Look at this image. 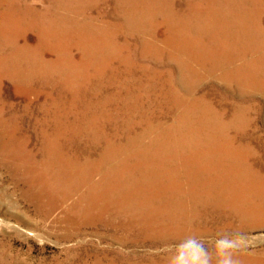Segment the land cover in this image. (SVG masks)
I'll use <instances>...</instances> for the list:
<instances>
[{
	"label": "rangeland",
	"instance_id": "1",
	"mask_svg": "<svg viewBox=\"0 0 264 264\" xmlns=\"http://www.w3.org/2000/svg\"><path fill=\"white\" fill-rule=\"evenodd\" d=\"M11 1L10 0H0V4H1L0 9H2V10H0V24H1L0 25V82H1V84H0L1 85L0 86V93H1L0 94V97H1L0 98L1 99L0 100V106L2 105L0 107L1 108L0 110L1 111L3 110L2 112L0 111V119H1L0 120V125H1L0 129H1V131L3 130L2 131L3 134L4 133L8 134L9 131L11 132V134L13 133L15 135V137H14L15 140L24 141L23 139H21L19 137H23L25 140H26V138H29V139L26 141V145L24 144L25 142L22 144L23 148H21V147L18 148L16 146L15 148H13V150L10 151L8 147L6 148L5 146H3V148L1 147V149H0V159H1L0 160V264H79V262L81 260H85V259L91 260L90 257L92 256V254H93V256L95 255V253L103 254L102 251H104L106 253L108 252V258L109 259H111V258L117 259L118 262H120L121 260H123V261L138 260L139 262H146L149 256H151V255L158 256V255L164 253L165 251H166V253H172L174 255L185 256L188 254V256L193 255V257L196 256L197 254H201V256H202L201 261H203V262H205L206 258L207 259L208 258L214 259V258H217L222 253L229 252V251L233 252V254L242 253V254L249 256L250 258L264 260V255H263L264 254V227H263L264 226V116H263L264 115V109L259 108L258 110L253 111V113H252V116L256 115V116H254L253 125L259 126V129L257 130L256 136H255L257 139L255 137L252 139L253 140L252 143L254 145L252 144L253 145L251 148L252 150H251L249 157H248V165L250 166V168L252 167V169H253V170H250V173L253 176V178L249 181V183L247 185L246 196L245 195L241 196L242 197L241 201H244L245 203H243V202L240 203V206L238 208L240 213L242 212V210H244L246 212H243L244 214L241 213L242 217H240V215L236 211L235 215L230 217V220H232V222H233V224L231 223L232 226L231 225L226 226V228L223 230H213L211 232L205 231L208 228V226L205 225L206 224L205 222H203L200 225V219H199V217H197L195 215L196 209H198V210H200V209L198 207H195V210L192 209V210H194V213L192 215L188 214L186 211V213L188 215L186 214L187 217H186V219H184V221H183L184 223L183 222L180 224L178 223V225L174 224V227H172V229L170 230V233H165V234H169L168 243H158V241H153L150 238L147 240L145 237H144L145 239L144 238H138V235H137L138 231H134L131 233L125 229L124 225L128 221V216H126L124 214L115 215L113 217L106 216L105 218H108L107 226L103 223H100V222L98 224H93V223L90 224V223L81 222L82 221L81 220V217H82V211L81 210L83 209L84 202H85V201H82L83 200L82 196L85 194L84 193L85 187L84 186L82 187V182H83L82 177H80L78 179L77 178L66 179L63 177L61 179L62 183L57 184V185H59V186H57V189L49 187L46 184V182H44V181L41 182L42 177H43L42 172L44 170H45L44 172L48 173V176H49V173L52 176V174H54V170H53L54 167L55 168L64 167L63 165L65 164V162H68L69 160L70 161H77V162L81 161V162H83L86 160L85 159V158H87L86 156L89 155L88 158L92 159V162H94L93 164H95V163L99 162L97 159L100 157V155L102 153L103 154L109 153L110 159L104 160L102 162L104 164L101 163V165H102V168L104 170H107V171L110 170L112 173L113 172L112 169L117 168V166H119V165H125V164L126 165H132L133 164V162L136 160V156H132L129 153L131 151L130 149L133 146H138V145L140 146L142 143H143V145L149 144L152 141L155 143L156 142L161 143L165 139L162 137L160 138V136L165 135L166 133L170 135V139H171V134L173 135V137H172L171 142L166 141L165 143H167V142L168 143L164 144V146L165 147H172V148H173V146L177 147V148H183V147H185L186 144L190 146V145H192L193 142H196L197 139L199 141V139L202 140V137H206V135H205L206 131H209L211 134H213V131L215 130V124H216V116L214 114V111H212L210 116H209V114H208V116H204V117L199 116L200 113H204L203 107L201 108V106L199 107V105H197V106L191 105V104H189V102H191V100H192L191 97L203 95L208 100V102H210L213 105V107H215L217 104L218 81L216 79L215 64H214V62H212V60H208L209 58L206 55L209 48H211V47L214 48L216 46V42L213 39V36L211 39L210 35L208 34V30H209V32L212 33V35H216L217 29H216V23H215L216 21H215V14H214L215 10L213 8L212 9L209 8L206 10V12H208V13H206V12H202V11L199 12V11L193 10L191 8V15H189V14L185 13V12L190 11V10L187 9V4L185 5L183 0H148V1L146 0V2H147L146 4L151 3V5L150 4L149 5H141L139 0H137V3L132 5V6L126 4L123 7L118 5V4H115L114 0H107V1H105V0H102V1L101 0H68V1L64 0V1H61L62 3L59 0H11ZM57 1H59L60 3L59 2L57 3ZM95 1H98L97 6H95L93 4ZM204 2L207 3V0H204ZM14 5H16V6H14ZM36 5H37V7H36ZM135 5H136V8H135ZM23 6H24V9H23ZM125 6H127V7H125ZM171 6H174V8ZM160 7H161V9H160ZM8 8H10L11 10ZM36 8H38V9H36ZM157 9L159 12L156 11ZM16 10H17V12H15ZM118 10H119V12H118ZM113 11H116L117 14ZM58 12H59V14H58ZM75 12L77 14H75ZM170 13H172V14H170ZM210 13L212 16L210 15ZM115 14L118 16H116ZM11 15H13V16H11ZM55 15H59V16L64 18V21L61 22L60 26L55 28V29H57V33L53 30L55 32V34H59L60 36L56 35V37H54V36H52L50 38L46 37L43 39L44 45L43 44L37 45V39L39 40V34H40L39 30H41L40 29L41 25H42V27L45 26V24L48 25L49 22L45 21L46 18L47 17L51 18L52 16H55ZM181 15L185 16L186 18L184 17V19H182ZM83 16H86V17H83ZM107 16H109V17H107ZM148 16H150V17H148ZM93 17L96 18V19L94 18L95 22L91 21V19ZM136 17H138V18H136ZM6 19H7V21H6ZM27 19H28V21H27ZM102 19H111V21L107 24ZM151 19H152V21H151ZM84 20L85 21L87 20V21L85 22ZM202 21H203V23H202ZM158 22H160V23H158ZM210 22H211V24H209ZM73 23H74V25H73ZM150 23H151V25H150ZM155 23H157V24H155ZM172 24H173V26H172ZM201 25H203V26H201ZM104 27H105V29H104ZM138 28H140V29H138ZM184 28H185V30H184ZM83 29H85V31H83ZM135 29H136V31H135ZM210 29H211V31H210ZM164 31L169 32V33L168 32L167 33L170 36V39H169L170 41H168V40L164 41L165 40L164 38L166 37V36H164ZM187 31H189V32H187ZM197 31H199V32H197ZM29 32H31V33H29ZM90 33H93L94 37H92V39H94V40L90 39V41H88L87 39L85 40V39L81 38L82 36L87 37L88 34L90 35ZM96 33H98V34H96ZM99 33H101V35ZM190 33H192L191 36H190ZM102 34H104V35H102ZM193 34H195V35L193 36ZM78 35H79V37H78ZM125 35H126V37H125ZM186 35H187V37H186ZM203 36H205V37H203ZM96 37H98V39L100 41L99 40L95 41ZM80 39H81V41H80ZM187 39H188V41H187ZM144 40H145V42H144ZM196 40H197V42H196ZM199 40H200V42H199ZM26 41L37 46L39 49L35 48L36 50H34V53H33V51L27 52V50L20 49L22 47V45L26 43ZM131 41H133V42L131 43ZM126 42H128V43H126ZM150 43L153 47L150 45ZM122 44H125L126 48H125V45H122ZM198 44H200V46ZM111 45H112L113 49L111 48ZM146 45H148V46L146 47ZM157 45L159 47H157ZM39 46H41V47H39ZM1 47H2V49H1ZM11 47H13V48H11ZM78 47H80V48H78ZM81 47H82V49H81ZM103 47H106V48H103ZM155 47H156V49H155ZM47 48H50V49H48L50 51H48ZM153 48H154V50H153ZM158 48H159V50H158ZM18 49H19V51H18ZM41 49L43 51H46L47 52L46 54L54 55L55 57H56V54L59 53L58 55H60V57L62 56L65 58V60H68L67 62L69 64V67L68 66L62 67L61 65H59V69H57L56 71H54L52 73H51V71H48V73L43 72L44 69L40 68V64H37L34 61H32V58H33V60H39V58H37L36 56H39L38 54H40ZM200 49H202V50L204 49V51H202ZM171 50H173V52ZM57 51H58V53H57ZM113 51H114V53H113ZM144 51H145V53H144ZM51 52H54V54H51ZM88 52H89V55H88ZM129 52H131V53H129ZM126 53L127 54L129 53L130 56L127 55ZM175 53H177V54L175 55ZM18 54H20V56ZM73 54L75 57L77 56L76 59H78L81 56L84 57V61H82V65H81L80 61L75 60V59L73 60V58H71V56H73ZM123 54L125 56H123ZM178 54H179V57H178ZM185 54H187V55L185 56ZM86 55H87L88 59H87V57H85ZM16 56H18V57H16ZM26 56H28L27 58H29V59H27L28 61L25 60ZM29 56H31V58ZM117 57H118V59H117ZM130 57H132V58H130ZM206 57H207V59H206ZM13 58H14V60H13ZM18 58L20 60H18ZM200 58H202V59H200ZM70 59L72 61H75V62L69 63ZM107 59H109V60H107ZM201 61H203V62H201ZM21 62H23V65ZM30 62L32 63V65H34V66L30 67L32 70L26 69V71L24 70L25 72L23 73V69L25 67H27L28 64L31 65ZM63 62H65V61L63 60ZM25 64H26V66H25ZM110 64H111V66H110ZM210 65L213 67H211ZM78 66H80V67H78ZM113 66H115V67H113ZM121 66H122V68H121ZM146 66L149 67L150 69L147 68ZM128 67H129V69H128ZM185 67H187V68H185ZM78 68L79 69L81 68V69L78 70ZM212 68L214 71L212 70ZM16 69H17V71H16ZM53 69H55V68H52V69L49 68V70H53ZM163 69H165V70H163ZM100 70H102V71H100ZM18 71L20 74L18 73ZM57 71H58V73H57ZM79 71H80V73H78ZM129 71H131V72H129ZM153 71H154V73H153ZM27 72H28V74H27ZM92 72H94V73H92ZM178 72H180V73H178ZM22 74H24V75H22ZM75 74L77 75L76 77H75ZM196 74H198V75H196ZM7 75H9V76H7ZM71 75H73L74 77ZM160 75H162V76H160ZM214 75H215V77H213ZM149 76H151V77H149ZM8 77L10 78V80ZM181 77L183 80L181 79ZM194 77L195 78L198 77V78H196L197 81ZM28 78H30V79H28ZM71 78H74L76 80L71 79ZM77 78H78V80H77ZM125 78H126V80H125ZM12 79H13V81H12ZM108 79H110V80H108ZM200 79H201V81H200ZM33 80H34V82H33ZM99 80H100V82H99ZM180 81L184 82V85ZM21 82H22V84H21ZM144 82H145V84H144ZM168 82H169V84H168ZM170 82H172V83H170ZM201 82H202V84H201ZM164 83H165V85H164ZM10 84H12V85H10ZM25 84H26V86H25ZM123 84H125V85H123ZM161 84H163L164 86ZM190 84H192V85H190ZM17 85H19V86H17ZM86 85H89V88ZM180 85H182V86H180ZM170 86H172L171 89H170ZM191 86H192V88H191ZM3 87H4L5 91H4ZM161 87L164 90H162ZM71 90L73 91V93ZM116 90H117V92H116ZM215 90H216V92H215ZM138 91H139V93H138ZM150 91H151V93H150ZM48 92H49V94H48ZM96 92H97V94H96ZM115 92L117 94H115V96H114ZM202 93H204V94H202ZM42 94H43V96H42ZM136 94H138V95H136ZM193 94H197V95H193ZM172 96H173V98H172ZM139 99L141 102L139 101ZM172 99L174 101H172ZM182 99H183V101H182ZM187 99H189V100H187ZM210 100H212V101H210ZM28 101H29V103H28ZM72 101H74V102H72ZM133 102H135L136 104ZM164 103H168V104L165 105ZM262 103H263V100H262ZM179 104H181V105H179ZM129 105L131 108L128 107ZM168 105L170 107H172L171 110H170ZM22 106H24V107H22ZM57 106H58V108H57ZM71 106H72V108H71ZM144 106L148 110L145 109ZM190 106L193 107L192 108V110L194 111L193 115L190 113V111H191ZM187 107H188V109H187ZM63 108H65V110ZM78 108H79V110H78ZM105 108H106V110H105ZM134 108H135V110H134ZM162 109L164 111H162ZM77 110L81 111V112H78ZM46 111H48V112H46ZM111 111H113V112H111ZM134 111H135V113H134ZM167 112H168V114H167ZM46 113H48V114H46ZM57 113H59V114H57ZM170 113H171V115H170ZM15 114H17V115H15ZM60 114H61V116H60ZM64 115H66V116H64ZM188 115H190V116H188ZM16 116H17V118H15ZM21 116L24 118H22ZM76 116L77 117L79 116V117L77 118ZM158 116H159V118H158ZM44 118H45V120H44ZM160 118H161V120H160ZM189 119H190V122H189ZM20 120H22V121H20ZM123 120H124V122H123ZM158 120H160V121H158ZM186 121H188L189 123ZM139 122H144V123H141L142 124L141 125ZM163 122H166V123H163ZM167 122H169V123H167ZM206 122H207V124H206ZM69 123L73 127L69 126L70 125ZM89 123L90 124L92 123V124L90 125ZM181 123H183V124H181ZM154 124H155V126H154ZM87 125H89V127ZM199 125H201V126H199ZM60 126H61V128H60ZM67 126H69V127H67ZM152 126H154V128ZM182 127L184 128V130ZM77 128H79V129L77 130ZM102 128L105 130H103ZM59 129L60 130L62 129L61 130L62 132ZM130 129H132V130H130ZM176 129H178L179 131ZM209 129H211L212 131ZM21 130H23V132ZM92 130H93V132H92ZM191 130H193V131H191ZM147 131L150 134H147L148 133ZM188 131H189V133H188ZM195 131H196V133H195ZM95 132H96V134H95ZM176 132H177V134L178 133L179 134L177 135ZM21 133H22V135H21ZM48 133H50V134L47 135ZM39 134H40V136H39ZM82 134H83V136H82ZM261 134H263V135H261ZM42 135L44 136V138ZM198 135L200 138L198 137ZM52 136H54V137H52ZM111 138H112V140H111ZM152 138H154V139H152ZM259 138H261V139H259ZM42 140L45 143V148H43L41 146ZM58 140H60V141H58ZM47 141H48V143H47ZM190 141H193V142H190ZM64 143H65V145H64ZM201 143H203V142H201ZM76 144H77V146H76ZM111 144H112V146H111ZM115 144H118L119 146L115 145ZM52 145L53 146L55 145V146L53 147ZM56 145H58V146H56ZM167 145H170V146H167ZM35 146H37L38 148ZM61 148H62V150H61ZM2 150H4L3 151L4 153H2ZM52 150L55 153H59L62 156V160L64 161L63 164H59V165L56 164L53 166L47 165L51 168V169L50 168L48 169V167L46 165L41 166L42 164L40 165V163L36 162V161L41 160L44 157H46L48 152L52 151ZM101 150H102V152H101ZM253 150H254V153H253ZM61 151H63V152H61ZM34 153H36V155H37L35 157V159H34ZM176 153L177 152H175V154ZM177 154L179 156H181L180 153H177ZM255 154H256V156H255ZM119 156H121V157H119ZM15 157L18 159H16ZM111 159L113 161H111ZM128 160H130V161H128ZM249 160H251V162ZM121 162L123 164H121ZM4 163H6V164H4ZM24 163H26L27 167L30 169H29V171H27L26 176H24V175L21 176L19 174V172H22L21 171L22 169H19V167H24ZM37 165H40L43 170L41 171V170L37 169L36 168V167H38ZM103 165H105V166H103ZM251 165H253V166H251ZM11 167H13V168H11ZM15 167H17L18 169ZM14 169H16V171ZM91 171L92 172L97 171L96 167H94ZM3 172H5V173H3ZM97 173L94 176H95L96 180L98 181L99 177H100L99 176L100 172L98 171ZM8 174H10V175H8ZM22 177H23V179H21ZM255 181H257V182H255ZM38 183H40V184H38ZM111 183H114V181ZM24 185H26V186L24 187ZM32 187H33V190H31ZM37 187H39V188H37ZM237 187L239 188L238 193H240L241 186H237ZM29 189H30V191H29ZM59 189H60V192L58 191ZM24 190H25V192H24ZM45 190H46V192H45ZM27 192H28V194H27ZM247 192L249 194L251 192L252 193L249 195ZM64 194H66V195H64ZM77 196L79 197V199L77 198ZM259 196H260V198H259ZM69 197H70V199H69ZM72 201H73V203H72ZM61 202H63V203H61ZM36 204H38V206H36ZM241 204L243 207H245V208L249 207V208H247V210L243 209V208H241ZM257 204H259V205H257ZM39 205H41L42 207ZM69 205H71V206L69 207ZM44 207L46 209H44ZM68 207H69V209H68ZM74 209H75V211H74ZM190 210L191 209H188V211H190ZM58 215H59V217H58ZM249 215H251V216H249ZM86 217L87 216L84 214L83 220ZM190 217H191V219H190ZM64 219H65V221H64ZM246 220L247 221L249 220L248 222H250V223H248ZM98 221H99V219H97L96 222H98ZM198 224L200 227L198 226ZM212 224L213 223H211L210 226L212 228H214V225H212ZM180 225H181V227H180ZM192 225L194 227H192ZM61 227H62V229H60ZM98 227H100V228H98ZM233 229L235 230V232ZM244 230H246V231H244ZM73 231L76 233H74ZM96 231H98V232H96ZM222 231H223V233H221ZM158 234L162 235L161 233H158ZM71 235H73V236H71ZM113 235H115V237ZM193 237H195V238H193ZM133 239H134V241H132ZM210 241L211 242L213 241V242L211 243ZM157 245L159 247L156 249ZM91 251H93V252H91ZM254 251H255V253H254ZM259 253H261V254H259ZM262 255H263V257H262ZM215 256H217V257H215ZM58 257L61 260L58 259L59 260L58 261L56 259ZM70 260H71V262H70ZM125 263H129V262H125Z\"/></svg>",
	"mask_w": 264,
	"mask_h": 264
},
{
	"label": "bare ground",
	"instance_id": "2",
	"mask_svg": "<svg viewBox=\"0 0 264 264\" xmlns=\"http://www.w3.org/2000/svg\"><path fill=\"white\" fill-rule=\"evenodd\" d=\"M11 1V0H10ZM64 1V0H59ZM57 1V3L59 2ZM68 1V0H66ZM102 1V0H101ZM107 1V0H105ZM115 4L120 6L124 5H134L137 3V0H114ZM148 1V0H147ZM12 2V1H11ZM54 2V1H53ZM59 2V3H60ZM141 5H151V3L146 4V0H139ZM153 2V1H152ZM155 2V1H154ZM184 4H187V11L185 13L191 15V8L199 12H206L207 9L213 8L215 10V23H216V35H212L209 32L210 38L215 40L216 46L214 48H209L207 51L208 60H212L215 64L216 70V79L218 81V100L215 107L208 102L205 96H193L191 97V105H199L203 107V112L199 116H210L212 111L216 116L215 130L213 134L209 131H206V137H202V140L198 139L196 142H193L192 145H185L183 148L177 147H165L164 144L166 141L172 140L173 135L171 134V139L169 134L160 136L165 140L160 142H150L149 144L143 143L139 146H133L130 150L132 156H136V160L132 165H119L117 168L112 169L111 171L104 170L101 163L104 160L110 159V154H99L100 157L97 159L99 162L93 164L92 159L88 158L83 162L77 161H68L63 165L64 167L55 168L54 174L52 176L49 173L42 172L43 177L41 182H46V184L51 188L57 189V184L62 183L61 179L64 177L66 179H74L82 177V187H85V194L82 196V201L84 202V207L82 211L81 222L98 224L103 223L107 226L108 218L106 216L113 217L115 215L124 214L128 216V221L126 222L125 229L128 232L138 231V238H150L153 241H158V243H168L169 234L174 224L182 223L186 219V214H193L195 207H198L200 210L196 209V216L200 219V225L205 222L208 228L205 230L211 232L213 230H223L226 226L233 224L230 217L235 215L236 211L242 217V214L239 212L238 208L240 203H245L242 200L241 196H246L247 185L249 181L253 178L250 173V170H253L252 167L248 165V157L251 152V148L254 145L253 138L256 136V132L259 129V126H254V116H252L253 111L258 110L259 108L264 109V0H207V3L204 0H183ZM24 3V2H23ZM62 3V2H61ZM64 3V2H63ZM83 3V2H82ZM90 3V2H89ZM157 3V2H156ZM155 3V4H156ZM165 3V2H164ZM170 3V2H169ZM97 6L98 1L93 3ZM154 4V3H153ZM172 4V3H171ZM1 5V4H0ZM19 5V4H18ZM17 5V6H18ZM64 5V4H63ZM71 5V4H70ZM83 5V4H82ZM93 5V6H94ZM16 6V5H14ZM92 6V5H91ZM129 6V7H130ZM140 6V5H139ZM155 6V5H154ZM161 6V5H160ZM21 7V6H20ZM37 7V5H36ZM127 7V6H125ZM150 7V6H149ZM152 7V6H151ZM174 8V6H171ZM3 8V7H2ZM61 8V7H60ZM59 8V9H60ZM78 8V7H77ZM83 8V7H82ZM93 8V7H92ZM136 8V5H135ZM138 8V7H137ZM143 8V7H142ZM147 8V7H146ZM153 8V7H152ZM7 9V8H6ZM10 9V8H8ZM24 9V6H23ZM31 9V8H30ZM38 9V8H36ZM65 9V8H64ZM81 9V8H80ZM95 9V8H94ZM120 9V8H119ZM124 9V8H123ZM139 9V8H138ZM161 9V7H160ZM166 9V8H165ZM210 9V10H211ZM2 10V9H0ZM11 10V9H10ZM71 10V9H70ZM142 10V9H141ZM155 10V9H154ZM171 10V9H170ZM25 11V10H24ZM144 11V10H143ZM142 11V12H143ZM149 11V10H148ZM151 11V10H150ZM158 11V9L156 10ZM3 12V11H2ZM17 12V10L15 11ZM71 12V11H70ZM83 12V11H82ZM116 13V11H113ZM119 12V10H118ZM133 12V11H132ZM141 12V13H142ZM159 12V11H158ZM170 12V11H169ZM9 13V12H8ZM7 13V14H8ZM56 13V12H55ZM101 13V12H100ZM123 13V12H122ZM144 13V12H143ZM152 13V12H151ZM154 13V12H153ZM208 13V12H206ZM35 14V13H34ZM59 14V12H58ZM75 14H77L75 12ZM117 14V13H116ZM115 14V15H116ZM133 14V13H132ZM167 14V13H166ZM172 14V13H170ZM205 14V13H204ZM213 14V15H214ZM6 15V14H5ZM61 15V14H60ZM68 15V14H67ZM91 15V14H90ZM97 15V14H96ZM100 15V14H99ZM129 15V14H128ZM157 15V14H156ZM155 15V16H156ZM168 15V14H167ZM186 15V14H185ZM211 15V13H210ZM13 16V15H11ZM18 16V15H17ZM37 16V15H36ZM118 16V15H116ZM125 16V15H124ZM132 16V15H131ZM134 16V15H133ZM154 16V17H155ZM163 16V15H162ZM172 16V15H171ZM196 16V15H195ZM194 16V17H195ZM212 16V15H211ZM86 17V16H83ZM82 17V18H83ZM109 17V16H107ZM150 17V16H148ZM147 17V18H148ZM161 17V16H160ZM182 19L185 16L181 15ZM205 17V16H204ZM210 17V16H209ZM19 18V17H18ZM78 18V17H77ZM81 18V19H82ZM93 17L91 21H94ZM138 18V17H136ZM135 18V19H136ZM146 18V17H145ZM169 18V17H168ZM167 18V19H168ZM186 18V17H185ZM5 19V18H4ZM8 19V18H7ZM6 19V21H7ZM67 19V18H66ZM85 19V18H84ZM96 19V18H95ZM100 19V18H99ZM114 19V18H113ZM155 19V18H154ZM173 19V18H172ZM175 19V18H174ZM197 19V18H196ZM212 19V18H211ZM17 20V19H16ZM38 20V19H37ZM70 20V19H69ZM105 23H109L111 19H102ZM101 20V21H102ZM178 20V19H177ZM28 21V19H27ZM45 21H48L49 24H45L42 27L39 34V40L37 39V45L43 44V39L46 37H56L60 36L57 33V27L60 26L61 22L64 21V18L55 15L51 18H46ZM85 21V20H84ZM87 21V20H86ZM85 21V22H86ZM89 21V20H88ZM97 21V20H96ZM115 21V20H114ZM137 21V20H136ZM146 21V20H145ZM152 21V19H151ZM183 21V20H182ZM188 21V20H187ZM10 22V21H9ZM25 22V21H24ZM39 22V21H38ZM83 22V21H82ZM95 22V21H94ZM99 22V21H98ZM139 22V21H138ZM141 22V21H140ZM185 22V21H184ZM209 22V21H208ZM212 22V21H211ZM211 22L209 24H211ZM19 23V22H18ZM43 23V22H42ZM160 23V22H158ZM166 23V22H165ZM171 23V22H170ZM174 23V22H173ZM178 23V22H177ZM203 23V21H202ZM214 23V22H213ZM13 24V23H12ZM25 24V23H24ZM41 24V23H40ZM87 24V23H86ZM90 24V23H89ZM120 24V23H119ZM157 24V23H155ZM184 24V23H183ZM208 24V25H209ZM1 25V24H0ZM21 25V24H20ZM39 25V24H38ZM67 25V24H66ZM65 25V26H66ZM74 25V23H73ZM78 25V24H77ZM88 25V24H87ZM100 25V24H99ZM133 25V24H132ZM147 25V24H146ZM149 25V24H148ZM151 25V23H150ZM149 25V26H150ZM153 25V24H152ZM180 25V24H179ZM190 25V24H189ZM206 25V24H205ZM214 25V24H213ZM18 26V25H17ZM32 26V25H31ZM36 26V25H35ZM94 26V25H93ZM108 26V25H107ZM131 26V25H130ZM129 26V27H130ZM141 26V25H140ZM139 26V27H140ZM156 26V25H155ZM158 26V25H157ZM164 26V25H163ZM169 26V25H168ZM173 26V24H172ZM176 26V25H175ZM187 26V25H186ZM203 26V25H201ZM5 27V26H4ZM64 27V26H63ZM119 27V26H118ZM159 27V26H158ZM215 27V26H214ZM21 28V27H20ZM96 28V27H95ZM100 28V27H99ZM132 28V27H131ZM210 28V27H209ZM69 29V28H68ZM67 29V30H68ZM94 29V28H93ZM105 29V27H104ZM127 29V28H126ZM125 29V30H126ZM140 29V28H138ZM142 29V28H141ZM189 29V28H188ZM212 29V28H211ZM210 29V31H211ZM13 30V29H12ZM30 30V29H29ZM55 32H54V31ZM103 30V29H102ZM113 30V29H112ZM132 30V29H131ZM180 30V29H179ZM182 30V29H181ZM185 30V28H184ZM213 30V29H212ZM20 31V30H19ZM78 31V30H77ZM85 31V29H83ZM91 31V30H90ZM100 31V30H99ZM136 31V29H135ZM169 31V30H168ZM167 31V32H168ZM174 31V30H173ZM21 32V31H20ZM37 32V31H36ZM66 32V31H65ZM104 32V31H103ZM142 32V31H141ZM157 32V31H156ZM164 31V36H166L164 41H170L169 32ZM178 32V31H177ZM189 32V31H187ZM199 32V31H197ZM201 32V31H200ZM31 33V32H29ZM38 33V32H37ZM124 33V32H123ZM127 33V32H126ZM145 33V32H144ZM151 33V32H150ZM149 33V34H150ZM175 33V32H174ZM205 33V32H204ZM15 34V33H14ZM87 34V33H86ZM98 34V33H96ZM101 35V33H99ZM117 34V33H116ZM137 34V33H136ZM152 34V33H151ZM180 34V33H179ZM192 33H190L191 36ZM4 35V34H3ZM9 35V34H8ZM104 35V34H102ZM143 35V34H142ZM145 35V34H144ZM195 34H193L194 36ZM5 36V35H4ZM16 36V35H15ZM29 36V35H28ZM77 36V35H76ZM118 36V35H117ZM175 36V35H174ZM202 36V35H201ZM26 37V36H25ZM79 37V35H78ZM93 33L88 34L86 37H81L82 39H87L88 41L92 39ZM109 37V36H108ZM126 37V35H125ZM134 37V36H133ZM150 37V36H149ZM187 37V35H186ZM189 37V36H188ZM200 37V36H199ZM205 37V36H203ZM32 38V37H31ZM102 38V37H101ZM147 38V37H146ZM151 38V37H150ZM176 38V37H175ZM193 38V37H192ZM195 38V37H194ZM10 39V38H9ZM12 39V38H11ZM73 39V38H72ZM109 39V38H108ZM182 39V38H181ZM189 39V38H188ZM187 39V41H188ZM2 40V39H1ZM32 40V39H31ZM63 40V39H62ZM76 40V39H75ZM99 40L96 37L97 41ZM116 40V39H115ZM114 40V41H115ZM142 40V39H141ZM149 40V39H148ZM179 40V39H178ZM193 40V39H192ZM195 40V39H194ZM20 41V40H19ZM74 41V40H73ZM81 41V39H80ZM83 41V40H82ZM100 41V40H99ZM112 41V40H111ZM113 41V42H114ZM122 41V40H121ZM120 41V42H121ZM147 41V40H146ZM152 41V40H151ZM182 41V40H181ZM186 41V42H187ZM191 41V40H190ZM208 41V40H207ZM10 42V41H9ZM56 42V41H55ZM78 42V41H77ZM133 41H131L132 43ZM145 42V40H144ZM185 42V41H184ZM197 42V40H196ZM200 42V40H199ZM80 43V42H79ZM87 43V42H86ZM128 43V42H126ZM130 43V44H131ZM161 43V42H160ZM174 43V42H173ZM203 43V42H202ZM109 44V43H108ZM137 44V43H136ZM158 44V43H157ZM178 44V43H177ZM197 44V43H196ZM214 44V43H213ZM14 45V44H13ZM44 45V44H43ZM93 45V44H92ZM100 45V44H99ZM120 45V44H119ZM125 45V44H122ZM129 45V44H128ZM151 45V43H150ZM172 45V44H171ZM200 46V44H198ZM204 45V44H203ZM26 41L20 49L27 50V52L34 53L38 47ZM78 46V45H77ZM102 46V45H101ZM116 46V45H115ZM148 45H146L147 47ZM152 46V45H151ZM164 46V45H163ZM168 46V45H167ZM212 46V45H211ZM14 47V46H13ZM11 47V48H13ZM41 47V46H39ZM99 47V46H98ZM97 47V48H98ZM121 47V46H120ZM135 47V46H134ZM153 47V46H152ZM157 47H159L157 45ZM165 47V46H164ZM172 47V46H171ZM176 47V46H175ZM182 47V46H181ZM189 47V46H188ZM191 47V46H190ZM36 48V49H35ZM51 48V47H50ZM50 48H47L50 49ZM62 48V47H61ZM80 48V47H78ZM92 48V47H91ZM106 48V47H103ZM112 48V45H111ZM119 48V47H118ZM126 48V45H125ZM192 48V47H191ZM201 48V47H200ZM2 49V47H1ZM39 49V48H38ZM82 49V47H81ZM87 49V48H86ZM113 49V48H112ZM122 49V48H121ZM137 49V48H136ZM156 49V47H155ZM206 49V48H205ZM10 50V49H9ZM101 50V49H100ZM141 50V49H140ZM154 50V48H153ZM159 50V48H158ZM178 50V49H177ZM202 50V49H200ZM19 51V49H18ZM50 51V50H48ZM119 51V50H118ZM117 51V52H118ZM143 51V50H142ZM147 51V50H146ZM150 51V50H149ZM161 51V50H160ZM173 52V50H171ZM188 51V50H187ZM204 51V49L202 50ZM26 52V53H27ZM85 52V51H84ZM96 52V51H95ZM120 52V51H119ZM165 52V51H164ZM6 53V52H5ZM46 51L41 49L39 60H33L35 63L40 64V68L44 69L43 72L51 71L54 72L59 69V65L68 66V60H65L64 57L58 55L46 54ZM66 53V52H65ZM102 53V52H101ZM114 53V51H113ZM131 53V52H129ZM129 53L127 55H129ZM140 53V52H139ZM145 53V51H144ZM157 53V52H156ZM170 53V52H169ZM197 53V52H196ZM31 54V53H30ZM54 54V52H51ZM63 54V53H62ZM61 54V55H62ZM84 54V53H83ZM82 54V55H83ZM119 54V53H118ZM121 54V53H120ZM137 54V53H136ZM147 54V53H146ZM152 54V53H151ZM158 54V53H157ZM177 53H175L176 55ZM189 54V53H188ZM20 56V54H18ZM36 55V54H35ZM89 55V52H88ZM100 55V54H99ZM113 55V54H112ZM160 55V54H159ZM168 55V54H167ZM187 54H185L186 56ZM204 55V54H203ZM205 55V56H206ZM25 56V55H24ZM33 56V55H32ZM70 56V55H69ZM95 56V55H94ZM93 56V57H94ZM122 56V55H121ZM123 56H125L123 54ZM130 56V55H129ZM161 56V55H160ZM172 56V55H171ZM204 56V57H205ZM3 57V56H2ZM8 57V56H7ZM18 57V56H16ZM26 56L25 60L29 59ZM31 58V56H29ZM77 57V56H76ZM71 56L73 60L84 61V57L81 56L78 59ZM87 57V55L85 56ZM109 57V56H108ZM113 57V56H112ZM119 57V56H118ZM117 57V59H118ZM152 57V56H151ZM179 57V54H178ZM183 57V56H182ZM190 57V56H189ZM195 57V56H194ZM206 57V59H207ZM111 58V57H110ZM115 58V57H114ZM121 58V57H120ZM132 58V57H130ZM143 58V57H142ZM154 58V57H153ZM10 59V58H9ZM8 59V60H9ZM23 59V58H22ZM88 59V57H87ZM99 59V58H98ZM146 59V58H145ZM173 59V58H172ZM194 59V58H193ZM202 59V58H200ZM14 60V58H13ZM18 60H20L18 58ZM17 60V61H18ZM63 60L65 62H63ZM86 60V59H85ZM92 60V59H91ZM109 60V59H107ZM126 60V59H125ZM168 60V59H167ZM204 60V59H203ZM10 61V60H9ZM24 61V60H23ZM28 61V60H27ZM95 61V60H94ZM99 61V60H98ZM134 61V60H133ZM165 61V60H164ZM194 61V60H193ZM14 62V61H13ZM19 62V61H18ZM33 62V63H34ZM70 59L69 63H72ZM92 62V61H91ZM96 62V61H95ZM100 62V61H99ZM98 62V63H99ZM110 62V61H109ZM114 62V61H113ZM120 62V61H119ZM123 62V61H122ZM128 62V61H127ZM131 62V61H130ZM157 62V61H156ZM177 62V61H176ZM203 62V61H201ZM205 62V61H204ZM20 63V62H19ZM23 65V62H21ZM31 63V62H30ZM172 63V62H171ZM181 63V62H180ZM197 63V62H196ZM15 64V63H14ZM84 64V63H83ZM93 64V63H92ZM118 64V63H117ZM179 64V63H178ZM187 64V63H186ZM8 65V64H7ZM71 65V64H70ZM91 65V64H90ZM100 65V64H99ZM120 65V64H119ZM131 65V64H130ZM138 65V64H137ZM142 65V64H141ZM149 65V64H148ZM184 65V64H183ZM182 65V66H183ZM26 66V64H25ZM34 66L29 65L23 69V73L26 69L32 70L30 67ZM58 66V67H57ZM88 66V65H87ZM111 66V64H110ZM134 66V65H133ZM211 66V65H210ZM16 67V66H15ZM22 67V66H21ZM80 67V66H78ZM92 67V66H91ZM99 67V66H98ZM115 67V66H113ZM145 67V66H144ZM147 67V66H146ZM155 67V66H154ZM193 67V66H192ZM213 67V66H211ZM10 68V67H9ZM14 68V67H13ZM18 68V67H17ZM49 68H55L49 70ZM119 68V67H118ZM122 68V66H121ZM131 68V67H130ZM138 68V67H137ZM142 68V67H141ZM149 68V67H147ZM170 68V67H169ZM183 68V67H182ZM187 68V67H185ZM203 68V67H202ZM67 69V68H66ZM81 69V68H80ZM78 68V70H80ZM94 69V68H93ZM129 69V67H128ZM150 69V68H149ZM199 69V68H198ZM205 69V68H204ZM203 69V70H204ZM25 70V71H24ZM35 70V69H34ZM68 70V69H67ZM73 70V69H72ZM83 70V69H82ZM125 70V69H124ZM132 70V69H131ZM154 70V69H153ZM165 70V69H163ZM192 70V69H191ZM195 70V69H194ZM200 70V69H199ZM202 70V69H201ZM213 70V68H212ZM17 71V69H16ZM15 71V72H16ZM64 71V70H63ZM86 71V70H85ZM98 71V70H97ZM102 71V70H100ZM115 71V70H114ZM113 71V72H114ZM148 71V70H147ZM151 71V70H150ZM156 71V70H155ZM179 71V70H178ZM214 71V70H213ZM37 72V71H36ZM73 72V71H72ZM84 72V71H83ZM96 72V71H95ZM106 72V71H105ZM112 72V73H113ZM131 72V71H129ZM146 72V71H145ZM159 72V71H158ZM185 72V71H184ZM206 72V71H205ZM13 73V72H12ZM19 73V71H18ZM22 73V72H21ZM31 73V72H30ZM58 73V71H57ZM68 73V72H67ZM80 73V71L78 72ZM91 73V72H90ZM94 73V72H92ZM154 73V71H153ZM152 73V74H153ZM172 73V72H171ZM180 73V72H178ZM195 73V72H194ZM203 73V72H202ZM20 74V73H19ZM28 74V72H27ZM38 74V73H37ZM69 74V73H68ZM187 74V73H186ZM191 74V73H190ZM211 74V73H210ZM5 75V74H4ZM24 75V74H22ZM54 75V74H53ZM88 75V74H87ZM95 75V74H94ZM154 75V74H153ZM156 75V74H155ZM198 75V74H196ZM206 75V74H205ZM212 75V74H211ZM9 76V75H7ZM48 76V75H47ZM51 76V75H50ZM73 76V75H71ZM70 76V77H71ZM77 75L75 74V77ZM84 76V75H83ZM125 76V75H124ZM162 76V75H160ZM190 76V75H189ZM18 77V76H17ZM21 77V76H20ZM54 77V76H53ZM60 77V76H59ZM58 77V78H59ZM62 77V76H61ZM74 77V76H73ZM80 77V76H79ZM78 77V78H79ZM87 77V76H86ZM91 77V76H90ZM96 77V76H95ZM116 77V76H115ZM118 77V76H117ZM143 77V76H142ZM151 77V76H149ZM170 77V76H169ZM172 77V76H171ZM215 77V75L213 76ZM9 78V77H8ZM13 78V77H12ZM36 78V77H35ZM43 78V77H42ZM56 78V77H55ZM68 78V77H67ZM77 78V80H78ZM173 78V77H172ZM195 78V77H194ZM198 78V77H196ZM195 78V79H196ZM212 78V77H211ZM16 79V78H15ZM19 79V78H18ZM23 79V78H22ZM30 79V78H28ZM49 79V78H48ZM57 79V78H56ZM66 79V78H65ZM74 79V78H71ZM87 79V78H86ZM120 79V78H119ZM153 79V78H152ZM164 79V78H163ZM166 79V78H165ZM182 79V77H181ZM208 79V78H207ZM2 80V79H1ZM4 80V79H3ZM10 80V78H9ZM27 80V79H26ZM40 80V79H39ZM55 80V79H54ZM62 80V79H61ZM76 80V79H74ZM110 80V79H108ZM126 80V78H125ZM138 80V79H137ZM177 80V79H176ZM183 80V79H182ZM192 80V79H191ZM13 81V79H12ZM15 81V80H14ZM18 81V80H17ZM46 81V80H45ZM70 81V80H69ZM91 81V80H90ZM113 81V80H112ZM111 81V82H112ZM197 81V79H196ZM201 81V79H200ZM34 82V80H33ZM37 82V81H36ZM79 82V81H78ZM81 82V81H80ZM88 82V81H87ZM100 82V80H99ZM162 82V81H161ZM183 85L184 82L180 81ZM179 82V83H180ZM82 83V82H81ZM107 83V82H106ZM124 83V82H123ZM134 83V82H133ZM172 83V82H170ZM177 83V82H176ZM1 84V82H0ZM22 84V82H21ZM37 84V83H36ZM85 84V83H84ZM87 84V83H86ZM90 84V83H89ZM145 84V82H144ZM152 84V83H151ZM169 84V82H168ZM202 84V82H201ZM12 85V84H10ZM9 85V86H10ZM105 85V84H104ZM111 85V84H110ZM125 85V84H123ZM163 85V84H161ZM165 85V83H164ZM163 85V86H164ZM192 85V84H190ZM204 85V84H203ZM1 86V85H0ZM19 86V85H17ZM26 86V84H25ZM57 86V85H56ZM66 86V85H65ZM64 86V87H65ZM89 88V85H86ZM127 86V85H126ZM134 86V85H133ZM147 86V85H146ZM182 86V85H180ZM189 86V85H188ZM5 87V86H4ZM3 87V89H4ZM82 87V86H81ZM103 87V86H102ZM101 87V88H102ZM137 87V86H136ZM141 87V86H140ZM143 87V86H142ZM159 87V86H158ZM172 86H170L171 89ZM177 87V86H176ZM17 88V87H16ZM33 88V87H32ZM56 88V87H55ZM87 88V87H86ZM132 88V87H131ZM162 88V87H161ZM192 88V86H191ZM215 88V87H214ZM10 89V88H9ZM21 89V88H20ZM69 89V88H68ZM75 89V88H74ZM73 89V90H74ZM82 89V88H81ZM122 89V88H121ZM139 89V88H138ZM142 89V88H141ZM150 89V88H149ZM166 89V88H165ZM182 89V88H181ZM195 89V88H194ZM11 90V89H10ZM123 90V89H122ZM140 90V89H139ZM157 90V89H156ZM162 90H164L162 88ZM168 90V89H167ZM179 90V89H178ZM196 90V89H195ZM5 91V89H4ZM9 91V90H8ZM20 91V90H19ZM22 91V90H21ZM72 91V90H71ZM76 91V90H75ZM120 91V90H119ZM126 91V90H125ZM154 91V90H153ZM161 91V90H160ZM166 91V90H165ZM164 91V92H165ZM169 91V90H168ZM182 91V90H181ZM197 91V90H196ZM209 91V90H208ZM207 91V92H208ZM43 92V91H42ZM78 92V91H77ZM117 92V90H116ZM114 93L115 94L117 93ZM129 92V91H128ZM174 92V91H173ZM179 92V91H178ZM186 92V91H185ZM184 92V93H185ZM191 92V91H190ZM206 92V93H207ZM216 92V90H215ZM3 93V92H2ZM14 93V92H13ZM18 93V92H17ZM47 93V92H46ZM73 93V91H72ZM92 93V92H91ZM112 93V92H111ZM119 93V92H118ZM139 93V91H138ZM141 93V92H140ZM151 93V91H150ZM160 93V92H159ZM181 93V92H180ZM179 93V94H180ZM189 93V92H188ZM205 93V92H204ZM202 93V94H204ZM1 94V93H0ZM33 94V93H32ZM49 94V92H48ZM97 94V92H96ZM132 94V93H131ZM144 94V93H143ZM157 94V93H156ZM168 94V93H167ZM176 94V93H175ZM178 94V93H177ZM15 95V94H14ZM110 95V94H109ZM138 95V94H136ZM164 95V94H163ZM197 95V94H193ZM24 96V95H23ZM30 96V95H29ZM34 96V95H33ZM43 96V94H42ZM77 96V95H76ZM147 96V95H146ZM159 96V95H158ZM168 96V95H167ZM212 96V95H211ZM53 97V96H52ZM119 97V96H118ZM152 97V96H151ZM157 97V96H156ZM165 97V96H164ZM175 97V96H174ZM188 97V96H187ZM213 97V96H212ZM1 98V97H0ZM16 98V97H15ZM27 98V97H26ZM80 98V97H79ZM84 98V97H83ZM86 98V97H85ZM115 98V97H114ZM113 98V99H114ZM117 98V97H116ZM120 98V97H119ZM145 98V97H144ZM147 98V97H146ZM155 98V97H154ZM159 98V97H158ZM173 98V96H172ZM46 99V98H45ZM55 99V98H54ZM72 99V98H71ZM150 99V98H149ZM179 99V98H178ZM263 103H262V100ZM1 100V99H0ZM13 100V99H12ZM43 100V99H42ZM48 100V99H47ZM46 100V101H47ZM92 100V99H91ZM94 100V99H93ZM97 100V99H96ZM132 100V99H131ZM137 100V99H136ZM135 100V101H136ZM157 100V99H156ZM170 100V99H169ZM189 100V99H187ZM216 100V99H215ZM6 101V100H5ZM45 101V100H44ZM90 101V100H89ZM108 101V100H107ZM128 101V100H127ZM130 101V100H129ZM140 101V99H139ZM145 101V100H144ZM151 101V100H150ZM165 101V100H164ZM172 101H174L172 99ZM183 101V99H182ZM212 101V100H210ZM12 102V101H11ZM15 102V101H14ZM31 102V101H30ZM74 102V101H72ZM76 102V101H75ZM83 102V101H82ZM86 102V101H85ZM126 102V101H125ZM141 102V101H140ZM154 102V101H153ZM29 103V101H28ZM42 103V102H41ZM93 103V102H92ZM105 103V102H104ZM124 103V102H123ZM135 103V102H133ZM138 103V102H137ZM163 103V102H162ZM178 103V102H177ZM87 104V103H86ZM99 104V103H98ZM136 104V103H135ZM134 104V105H135ZM152 104V103H151ZM165 105L168 103H164ZM175 104V103H174ZM186 104V103H185ZM24 105V104H23ZM29 105V104H28ZM40 105V104H39ZM46 105V104H45ZM89 105V104H88ZM92 105V104H91ZM101 105V104H100ZM103 105V104H102ZM106 105V104H105ZM139 105V104H138ZM181 105V104H179ZM2 106V105H1ZM0 106V107H1ZM12 106V105H11ZM30 106V105H29ZM51 106V105H50ZM55 106V105H54ZM68 106V105H67ZM66 106V107H67ZM76 106V105H75ZM169 106V105H168ZM172 106V105H171ZM176 106V105H175ZM4 107V106H3ZM24 107V106H22ZM69 107V106H68ZM86 107V106H85ZM106 107V106H105ZM111 107V106H110ZM130 107V105L128 106ZM134 107V106H133ZM145 107V106H144ZM181 107V106H180ZM9 108V107H8ZM11 108V107H10ZM58 108V106H57ZM60 108V107H59ZM72 108V106H71ZM88 108V107H87ZM92 108V107H91ZM102 108V107H101ZM108 108V107H107ZM115 108V107H114ZM131 108V107H130ZM164 108V107H163ZM170 110L172 107H170ZM179 108V107H178ZM190 113L193 115L194 111L191 107ZM198 108V107H197ZM1 109V108H0ZM5 109V108H4ZM31 109V108H30ZM65 110V108H63ZM74 109V108H73ZM109 109V108H108ZM145 109H147L145 107ZM154 109V108H153ZM188 109V107H187ZM196 109V108H195ZM6 110V109H5ZM20 110V109H19ZM47 110V109H46ZM57 110V109H56ZM63 110V111H64ZM76 110V109H75ZM79 110V108H78ZM77 110V111H78ZM106 110V108H105ZM110 110V109H109ZM126 110V109H125ZM124 110V111H125ZM135 110V108H134ZM148 110V109H147ZM156 110V109H155ZM179 110V109H178ZM202 110V109H201ZM1 111V110H0ZM3 111V110H2ZM1 111V112H2ZM26 111V110H25ZM88 111V110H87ZM96 111V110H95ZM119 111V110H118ZM133 111V110H132ZM162 111H164L162 109ZM21 112V111H20ZM33 112V111H32ZM48 112V111H46ZM50 112V111H49ZM70 112V111H69ZM81 112V111H78ZM89 112V111H88ZM113 112V111H111ZM121 112V111H120ZM144 112V111H143ZM148 112V111H147ZM146 112V113H147ZM153 112V111H152ZM178 112V111H177ZM202 112V111H201ZM84 113V112H83ZM82 113V114H83ZM117 113V112H116ZM135 113V111H134ZM139 113V112H138ZM163 113V112H162ZM197 113V112H196ZM20 114V113H19ZM44 114V113H43ZM48 114V113H46ZM59 114V113H57ZM62 114V113H61ZM60 114V116H61ZM69 114V113H68ZM96 114V113H95ZM103 114V113H102ZM110 114V113H109ZM131 114V113H130ZM142 114V113H141ZM144 114V113H143ZM152 114V113H151ZM160 114V113H159ZM158 114V115H159ZM165 114V113H164ZM168 114V112H167ZM199 114V113H198ZM4 115V114H3ZM2 115V116H3ZM12 115V114H11ZM17 115V114H15ZM24 115V114H23ZM40 115V114H39ZM38 115V116H39ZM94 115V114H93ZM104 115V114H103ZM111 115V114H110ZM118 115V114H117ZM125 115V114H124ZM137 115V114H136ZM135 115V116H136ZM145 115V114H144ZM166 115V114H165ZM171 115V113H170ZM176 115V114H175ZM33 116V115H32ZM66 116V115H64ZM83 116V115H82ZM91 116V115H90ZM105 116V115H104ZM140 116V115H139ZM143 116V115H142ZM152 116V115H151ZM169 116V115H168ZM174 116V115H173ZM181 116V115H180ZM190 116V115H188ZM197 116V115H196ZM198 116V117H199ZM214 116V117H215ZM258 116V115H257ZM264 116V115H263ZM22 117V116H21ZM69 117V116H68ZM77 117V116H76ZM79 117V116H78ZM77 117V118H78ZM88 117V116H87ZM107 117V116H106ZM148 117V116H147ZM179 117V116H178ZM187 117V116H186ZM213 117V116H212ZM2 118V117H1ZM10 118V117H9ZM17 118V116L15 117ZM24 118V117H22ZM37 118V117H36ZM52 118V117H51ZM58 118V117H57ZM91 118V117H90ZM124 118V117H123ZM136 118V117H135ZM159 118V116H158ZM175 118V117H174ZM180 118V117H179ZM210 118V117H209ZM3 119V118H2ZM6 119V118H5ZM38 119V118H37ZM40 119V118H39ZM54 119V118H53ZM98 119V118H97ZM107 119V118H106ZM110 119V118H109ZM114 119V118H113ZM116 119V118H115ZM138 119V118H137ZM142 119V118H141ZM146 119V118H145ZM178 119V118H177ZM182 119V118H181ZM191 119V118H190ZM189 119V122H190ZM206 119V118H205ZM214 119V118H213ZM1 120V119H0ZM43 120V119H42ZM45 120V118H44ZM51 120V119H50ZM57 120V119H56ZM88 120V119H87ZM86 120V121H87ZM112 120V119H111ZM144 120V119H143ZM151 120V119H150ZM161 120V118H160ZM158 120V121H160ZM168 120V119H167ZM186 120V119H185ZM200 120V119H199ZM16 121V120H15ZM22 121V120H20ZM53 121V120H52ZM51 121V122H52ZM93 121V120H92ZM100 121V120H99ZM142 121V120H141ZM146 121V120H145ZM154 121V120H153ZM166 121V120H165ZM178 121V120H177ZM198 121V120H197ZM204 121V120H203ZM213 121V120H212ZM10 122V121H9ZM17 122V121H16ZM39 122V121H38ZM66 122V121H65ZM77 122V121H76ZM124 122V120H123ZM135 122V121H134ZM133 122V123H134ZM188 122V121H186ZM188 122V123H189ZM202 122V121H201ZM214 122V121H213ZM11 123V122H10ZM13 123V122H12ZM34 123V122H33ZM41 123V122H40ZM39 123V124H40ZM81 123V122H80ZM85 123V122H84ZM101 123V122H100ZM106 123V122H105ZM109 123V122H108ZM132 123V124H133ZM144 123V122H139ZM157 123V122H156ZM159 123V122H158ZM166 123V122H163ZM169 123V122H167ZM199 123V122H198ZM203 123V122H202ZM201 123V124H202ZM9 124V123H8ZM70 124V123H69ZM90 124V123H89ZM92 124V123H91ZM90 124V125H91ZM97 124V123H96ZM115 124V123H114ZM129 124V123H128ZM127 124V125H128ZM150 124V123H149ZM183 124V123H181ZM207 124V122H206ZM34 125V124H33ZM65 125V124H64ZM63 125V126H64ZM75 125V124H74ZM106 125V124H105ZM135 125V124H134ZM142 125V124H141ZM158 125V124H157ZM162 125V124H161ZM178 125V124H177ZM214 125V124H213ZM1 126V125H0ZM4 126V125H3ZM2 126V127H3ZM10 126V125H9ZM25 126V125H24ZM29 126V125H28ZM50 126V125H49ZM69 126H72L71 124ZM67 126V127H69ZM89 127V125H87ZM97 126V125H96ZM95 126V127H96ZM139 126V125H138ZM146 126V125H145ZM155 126V124H154ZM154 126H152L154 128ZM187 126V125H186ZM201 126V125H199ZM13 127V126H12ZM56 127V126H55ZM59 127V126H58ZM73 127V126H72ZM75 127V126H74ZM79 127V126H78ZM87 127V128H88ZM129 127V126H128ZM132 127V126H131ZM175 127V126H174ZM192 127V126H191ZM194 127V126H193ZM10 128V127H9ZM15 128V127H14ZM36 128V127H35ZM61 128V126H60ZM85 128V127H84ZM101 128V127H100ZM118 128V127H117ZM130 128V127H129ZM141 128V127H140ZM161 128V127H160ZM176 128V127H175ZM183 128V127H182ZM205 128V127H204ZM16 129V128H15ZM41 129V128H40ZM39 129V130H40ZM68 129V128H67ZM73 129V128H72ZM79 128H77L78 130ZM83 129V128H82ZM81 129V130H82ZM93 129V128H92ZM98 129V128H97ZM103 129V128H102ZM134 129V128H133ZM138 129V128H137ZM151 129V128H150ZM172 129V128H171ZM195 129V128H194ZM193 129V130H194ZM38 130V131H39ZM57 130V129H56ZM60 130V129H59ZM62 130V129H61ZM60 130V131H61ZM76 130V131H77ZM85 130V129H84ZM100 130V129H99ZM105 130V129H103ZM122 130V129H121ZM132 130V129H130ZM157 130V129H156ZM178 130V129H176ZM184 130V128H183ZM182 130V131H183ZM191 130V131H193ZM201 130V129H200ZM207 130V129H206ZM211 130V129H209ZM1 131V129H0ZM3 131V130H2ZM0 132V149L5 146L9 150H13L16 146L18 148H23V143L26 145V140L23 137H19L24 141L15 140V135L9 131L8 134H3ZM23 132V130H21ZM123 131V130H122ZM163 131V130H162ZM179 131V130H178ZM187 131V130H186ZM212 131V130H211ZM28 132V131H27ZM40 132V131H39ZM44 132V131H43ZM52 132V131H51ZM62 132V131H61ZM74 132V131H73ZM93 132V130H92ZM97 132V131H96ZM95 132V134H96ZM102 132V131H101ZM107 132V131H106ZM134 132V131H133ZM136 132V131H135ZM139 132V131H138ZM148 132V131H147ZM146 132V133H147ZM171 132V131H170ZM184 132V131H183ZM204 132V131H203ZM17 133V132H16ZM46 133V132H45ZM100 133V132H99ZM137 133V132H136ZM143 133V132H142ZM174 133V132H173ZM189 133V131H188ZM194 133V132H193ZM196 133V131H195ZM199 133V132H198ZM263 133V132H262ZM48 133L47 135H49ZM59 134V133H58ZM75 134V133H74ZM111 134V133H110ZM147 134H150L149 132ZM161 134V133H160ZM177 134V132H176ZM179 134V133H178ZM177 134V135H178ZM183 134V133H182ZM202 134V133H201ZM19 135V134H18ZM22 135V133H21ZM57 135V134H56ZM77 135V134H76ZM137 135V134H136ZM155 135V134H154ZM192 135V134H191ZM196 135V134H195ZM263 135V134H261ZM26 136V135H25ZM34 136V135H33ZM40 136V134H39ZM43 136V135H42ZM83 136V134H82ZM115 136V135H114ZM117 136V135H116ZM186 136V135H185ZM201 136V135H200ZM18 137V136H17ZM16 137V138H17ZM28 137V136H27ZM54 137V136H52ZM63 137V136H62ZM71 137V136H70ZM75 137V136H74ZM91 137V136H90ZM107 137V136H106ZM124 137V136H123ZM135 137V136H134ZM150 137V136H149ZM180 137V136H179ZM195 137V136H194ZM199 137V135H198ZM38 138V137H37ZM40 138V137H39ZM44 138V136H43ZM68 138V137H67ZM92 138V137H91ZM95 138V137H94ZM109 138V137H108ZM143 138V137H142ZM177 138V137H176ZM200 138V137H199ZM256 138V137H255ZM18 139V138H17ZM53 139V138H52ZM59 139V138H58ZM114 139V138H113ZM151 139V138H150ZM154 139V138H152ZM181 139V138H180ZM190 139V138H189ZM195 139V138H194ZM257 139V138H256ZM261 139V138H259ZM47 140V139H46ZM95 140V139H94ZM112 140V138H111ZM124 140V139H123ZM146 140V139H145ZM188 140V139H187ZM37 141V140H36ZM41 141V140H40ZM60 141V140H58ZM83 141V140H82ZM260 141V140H259ZM52 142V141H51ZM62 142V141H61ZM68 142V141H67ZM93 142V141H92ZM97 142V141H96ZM114 142V141H113ZM139 142V141H138ZM181 142V141H180ZM189 142V143H190ZM203 142V143H201ZM48 143V141H47ZM99 143V142H98ZM102 143V142H101ZM140 143V142H139ZM179 143V142H178ZM186 143V142H185ZM57 144V143H56ZM68 144V143H67ZM72 144V143H71ZM105 144V143H104ZM107 144V143H106ZM123 144V143H122ZM127 144V143H126ZM176 144V143H175ZM174 144V145H175ZM253 144V145H252ZM65 145V143H64ZM86 145V144H85ZM109 145V144H108ZM118 145V144H115ZM178 145V144H177ZM195 145V146H194ZM263 145V144H262ZM41 146L45 148V143L42 140ZM53 146V145H52ZM55 146V145H54ZM53 146V147H54ZM58 146V145H56ZM77 146V144H76ZM112 146V144H111ZM119 146V145H118ZM170 146V145H167ZM32 147V146H31ZM37 147V146H35ZM41 147V148H42ZM49 147V146H48ZM87 147V146H86ZM105 147V146H104ZM28 148V147H27ZM38 148V147H37ZM71 148V147H70ZM91 148V147H90ZM117 148V147H116ZM127 148V147H126ZM47 149V148H46ZM51 149V148H50ZM60 149V148H59ZM58 149V150H59ZM7 150V149H6ZM44 150V149H43ZM62 150V148H61ZM65 150V149H64ZM125 150V149H124ZM4 150H2V153ZM56 151V150H55ZM69 151V150H68ZM116 151V150H115ZM18 152V151H17ZM21 152V151H20ZM23 152V151H22ZM29 152V151H28ZM63 152V151H61ZM75 152V151H74ZM99 152V151H98ZM102 152V150H101ZM100 152V153H101ZM108 152V151H107ZM125 152V151H124ZM180 153L179 156L177 153ZM9 153V152H8ZM44 153V152H43ZM254 153V150H253ZM260 153V152H259ZM10 154V153H9ZM27 154V153H26ZM66 154V153H65ZM69 154V153H68ZM67 155V154H66ZM260 155V154H259ZM20 156V155H19ZM34 153V159L36 157ZM256 156V154H255ZM4 157V156H3ZM47 157V158H46ZM41 160L36 162L40 163L41 166L49 165L53 166L56 164H63L62 156L59 153H55L53 150L49 151ZM70 157V156H69ZM121 157V156H119ZM2 158V157H1ZM13 158V157H12ZM16 158V157H15ZM113 158V157H112ZM129 158V157H128ZM7 159V158H6ZM18 159V158H16ZM37 159V158H36ZM78 159V158H77ZM94 159V158H93ZM130 159V158H129ZM1 160V159H0ZM3 160V159H2ZM15 160V159H14ZM96 160V159H95ZM94 160V161H95ZM256 160V159H255ZM4 161V160H3ZM7 161V160H6ZM111 161H113L111 159ZM130 161V160H128ZM251 162V160H249ZM116 162V161H115ZM126 162V161H125ZM124 162V163H125ZM249 162V163H250ZM6 164V163H4ZM9 164V163H8ZM104 164V163H102ZM114 164V163H113ZM112 164V165H113ZM116 164V163H115ZM121 164H123L121 162ZM34 165V164H33ZM40 165L36 167L39 170H43ZM109 165V164H108ZM10 166V165H9ZM8 166V167H9ZM45 166V167H46ZM49 166L48 169L50 168ZM105 166V165H103ZM110 166V165H109ZM253 166V165H251ZM19 167V166H18ZM96 167L95 172L91 170ZM258 167V166H257ZM13 168V167H11ZM17 168V167H15ZM44 168V167H43ZM53 168V167H52ZM110 168V167H109ZM254 168V167H253ZM261 168V167H260ZM259 168V169H260ZM7 169V168H6ZM18 169V168H17ZM22 169V172L19 174L26 176L27 171L30 168L27 167V164L24 163V167H19ZM51 169V168H50ZM106 169V168H105ZM16 171V169H14ZM20 171V170H19ZM47 171V170H46ZM100 172L99 180L95 178V174ZM255 171V170H254ZM261 171V170H260ZM52 172V171H51ZM258 172V171H257ZM5 173V172H3ZM12 173V172H11ZM18 173V172H17ZM37 174V173H36ZM98 174V173H97ZM10 175V174H8ZM19 176V175H18ZM17 176V177H18ZM51 176V177H50ZM98 176V175H97ZM262 176V175H261ZM257 177V176H256ZM19 178V177H18ZM17 178V179H18ZM98 178V177H97ZM14 179V178H13ZM23 179V177L21 178ZM20 179V180H21ZM27 179V178H26ZM25 179V180H26ZM32 180V179H31ZM256 180V179H255ZM114 183H111L113 182ZM18 182V181H17ZM40 182V181H39ZM254 182V181H253ZM257 182V181H255ZM71 183V182H70ZM16 184V183H15ZM27 184V183H26ZM40 184V183H38ZM37 184V185H38ZM69 184V183H68ZM13 185V184H12ZM23 185V184H22ZM29 185V184H28ZM79 185V184H78ZM26 185H24L25 187ZM36 186V185H35ZM241 186L240 193H238ZM17 188V187H16ZM29 188V187H28ZM39 188V187H37ZM36 188V189H37ZM61 188V187H60ZM69 188V187H68ZM62 189V188H61ZM33 190V187L32 189ZM70 190V189H69ZM30 191V189H29ZM57 191V190H56ZM60 192V189L58 190ZM84 191V190H83ZM257 191V190H256ZM25 192V190H24ZM42 192V191H41ZM46 192V190H45ZM49 192V191H48ZM32 193V192H31ZM56 193V192H55ZM66 193V192H65ZM248 193V192H247ZM252 193V192H251ZM250 193V194H251ZM28 194V192H27ZM34 194V193H33ZM72 194V193H71ZM249 194V193H248ZM249 194V195H250ZM48 195V194H47ZM66 195V194H64ZM75 195V194H74ZM262 195V194H261ZM22 196V195H21ZM25 196V195H24ZM39 196V195H38ZM34 197V196H33ZM57 198V197H56ZM79 199V197L77 196ZM249 198V197H248ZM257 198V197H256ZM255 198V199H256ZM260 198V196H259ZM70 199V197H69ZM76 199V198H75ZM247 199V198H246ZM27 200V199H26ZM41 200V199H40ZM39 200V201H40ZM46 200V199H45ZM74 200V199H73ZM77 200V199H76ZM34 201V200H33ZM49 201V200H48ZM53 201V200H52ZM81 201V202H82ZM263 201V200H262ZM64 202V201H63ZM61 202V203H63ZM247 202V201H246ZM38 203V202H37ZM58 203V202H57ZM73 203V201H72ZM54 204V203H53ZM60 204V203H59ZM81 204V203H80ZM79 204V205H80ZM48 205V204H47ZM46 205V206H47ZM250 205V204H249ZM259 205V204H257ZM38 206V204H36ZM41 206V205H39ZM53 206V205H52ZM71 205H69L70 207ZM83 206V205H82ZM247 206V205H246ZM33 207V206H32ZM42 207V206H41ZM65 207V206H64ZM68 207V209H69ZM81 207V206H80ZM79 207V208H80ZM57 208V207H56ZM73 208V207H72ZM241 208L246 209L249 207ZM257 208V207H256ZM44 209H46L44 207ZM188 209H191L188 211ZM194 209V210H192ZM39 210V209H38ZM254 210V209H253ZM48 211V210H47ZM51 211V210H50ZM49 211V212H50ZM75 211V209H74ZM80 211V210H79ZM180 211V212H179ZM187 211V213H186ZM48 212V213H49ZM57 212V211H56ZM179 212V213H178ZM63 213V212H62ZM95 213V214H94ZM38 214V213H37ZM41 214V213H40ZM50 214V213H49ZM55 214V213H54ZM81 214V213H80ZM84 214L87 216L83 220ZM131 214V215H130ZM187 214V215H188ZM263 214V213H262ZM79 215V214H78ZM246 215V214H245ZM49 216V215H48ZM54 216V215H53ZM81 216V215H80ZM251 216V215H249ZM248 216V217H249ZM59 217V215H58ZM76 217V216H75ZM97 217V218H96ZM174 217V218H173ZM195 217V216H194ZM244 217V216H243ZM253 217V216H252ZM251 217V218H252ZM258 217V216H257ZM261 217V216H260ZM203 218V219H202ZM250 218V217H249ZM97 219H99L98 222ZM191 219V217H190ZM53 220V219H52ZM119 220V219H118ZM195 220V219H194ZM251 220V219H250ZM65 221V219H64ZM241 221V220H240ZM247 221V220H246ZM245 221V222H246ZM249 221V220H248ZM247 221V222H248ZM242 222V221H241ZM254 222V221H253ZM125 223V222H124ZM184 223V222H183ZM190 223V222H189ZM213 223L214 228L210 226ZM238 223V222H237ZM250 223V222H248ZM239 224V223H238ZM69 225V224H68ZM74 225V224H73ZM115 225V224H114ZM182 225V224H181ZM180 225V227H181ZM186 225V224H185ZM250 225V224H249ZM248 225V226H249ZM97 226V225H96ZM123 226V227H124ZM199 226V224H198ZM232 226V225H231ZM263 226V225H262ZM60 227V226H59ZM94 227V226H93ZM192 227H194L192 225ZM197 227V226H196ZM195 227V228H196ZM200 227V226H199ZM216 227V228H215ZM264 227V226H263ZM65 228V227H64ZM74 228V227H73ZM95 228V227H94ZM100 228V227H98ZM97 228V229H98ZM62 229V227L60 228ZM87 229V228H86ZM199 229V228H198ZM236 229V228H235ZM90 230V229H89ZM194 230V229H193ZM192 230V231H193ZM230 230V229H229ZM234 230V229H233ZM78 231V230H77ZM92 231V230H91ZM99 231V230H98ZM96 231V232H98ZM106 231V230H105ZM104 231V232H105ZM204 231V230H203ZM246 231V230H244ZM74 232V231H73ZM85 232V231H84ZM174 232V231H173ZM229 232V231H228ZM235 232V230H234ZM76 233V232H74ZM161 233L162 235H159ZM179 233V232H178ZM190 233V232H189ZM217 233V232H216ZM223 233V231L221 232ZM64 234V233H63ZM112 234V233H111ZM123 234V233H122ZM105 235V234H104ZM131 235V234H130ZM73 236V235H71ZM115 237V235H113ZM117 236V235H116ZM129 236V235H128ZM197 236V235H196ZM60 237V236H59ZM82 237V236H81ZM113 237V238H114ZM134 237V236H133ZM177 237V236H176ZM180 237V236H179ZM83 238V237H82ZM117 238V237H116ZM135 238V237H134ZM144 238V239H145ZM181 238V237H180ZM187 238V237H186ZM189 238V237H188ZM195 238V237H193ZM230 238V237H229ZM240 238V237H239ZM64 239V238H63ZM67 239V238H66ZM76 239V238H75ZM79 239V238H78ZM126 239V238H125ZM175 239V238H174ZM141 240V239H140ZM134 241V239L132 240ZM100 242V241H99ZM211 242V241H210ZM213 242V241H212ZM211 242V243H212ZM225 242V241H224ZM229 242V241H228ZM217 243V242H216ZM223 243V242H222ZM140 244V243H139ZM244 244V243H243ZM163 245V244H162ZM174 245V244H173ZM181 245V244H180ZM199 245V244H198ZM230 245V244H229ZM171 246V245H170ZM197 246V245H196ZM210 246V245H209ZM220 246V245H219ZM245 246V245H244ZM159 246H156V249ZM183 247V246H182ZM204 247V246H203ZM207 247V246H206ZM164 248V247H163ZM170 248V247H169ZM172 248V247H171ZM194 248V247H193ZM245 248V247H244ZM151 249V248H150ZM167 249V248H166ZM247 249V248H246ZM86 250V249H85ZM97 250V249H96ZM152 250V249H151ZM159 250V249H158ZM165 250V249H164ZM235 250V249H234ZM110 251V250H109ZM160 251V250H159ZM198 251V250H197ZM233 251V250H232ZM246 251V250H245ZM93 252V251H91ZM241 252V251H240ZM252 252V251H251ZM90 253V252H89ZM101 253V252H100ZM103 254L95 253V255L90 257V259L81 260L79 264H264V260L250 258L249 256L238 253L233 254V252H225L219 255L217 258H206L205 262L201 261V254L193 255H174L172 253H166V251L158 256L151 255L148 257L146 262H139L138 260H129L120 262L117 259H109L108 252L102 251ZM149 253V252H148ZM202 253V252H201ZM255 253V251H254ZM85 254V253H84ZM91 254V253H90ZM178 254V253H177ZM193 254V253H192ZM213 254V253H212ZM261 254V253H259ZM195 255V254H194ZM206 255V254H205ZM211 255V254H210ZM264 255V254H263ZM262 255V257H263ZM73 256V255H72ZM251 256V255H250ZM77 257V256H76ZM71 258V257H70ZM75 258V257H74ZM57 260L59 259L56 258ZM61 260V259H59ZM58 260V261H59ZM71 262V260H70ZM129 262V263H125ZM59 263V262H58Z\"/></svg>",
	"mask_w": 264,
	"mask_h": 264
}]
</instances>
